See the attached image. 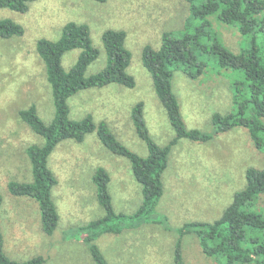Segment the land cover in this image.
Returning <instances> with one entry per match:
<instances>
[{
    "label": "rangeland",
    "instance_id": "obj_1",
    "mask_svg": "<svg viewBox=\"0 0 264 264\" xmlns=\"http://www.w3.org/2000/svg\"><path fill=\"white\" fill-rule=\"evenodd\" d=\"M189 13L185 0H35L24 13L0 8V19L10 18L24 28L22 35L0 37V230L8 257L25 261L40 255L44 264H95L82 235L71 230L104 213L92 180L97 167L109 173L108 190L117 212L132 213L142 200L141 185L132 174L130 161L108 150L95 131L81 142L60 141L47 159L56 178L52 198L59 216L52 235L42 230L36 200L9 192V181L32 180L26 149L43 142L19 118L18 111L34 104L45 123L54 116L51 88L36 51L37 41L58 39L68 21L87 24L91 43L99 51L86 69L89 75L107 63L102 33L107 29L126 32L125 47L131 53L127 72L133 75L135 86L112 83L80 90L68 99L69 117L77 120L90 114L96 123L104 121L124 146L147 156V145L137 135L131 119L135 103H143L146 127L157 144H167L175 131L142 64V50L145 45L157 49L163 32L182 30ZM208 20L212 32L229 50L238 53L247 46L248 40L241 37L238 25L224 23L216 15ZM80 51L73 49L63 55L64 69L74 64ZM205 62L203 72L195 78L181 67L174 70L171 84L186 127L211 133L214 113L236 109L232 81L240 73L220 68L214 54H208ZM263 166L264 142L258 148L246 128L234 127L206 142L181 138L169 153L162 174L163 193L156 207L157 216L167 217L170 230L163 229L165 224L150 222L120 234L104 233L96 243L109 264H174L176 228L187 221L219 218L234 193L245 186L246 169ZM256 208L264 213V193ZM181 252L185 264H224L222 258L206 255L193 233L181 239Z\"/></svg>",
    "mask_w": 264,
    "mask_h": 264
},
{
    "label": "trees",
    "instance_id": "obj_2",
    "mask_svg": "<svg viewBox=\"0 0 264 264\" xmlns=\"http://www.w3.org/2000/svg\"><path fill=\"white\" fill-rule=\"evenodd\" d=\"M35 0H0V8L24 13ZM104 2L105 0H95ZM189 3V16L184 28L179 31H165L160 45L154 49L145 45L141 61L149 72L154 91L164 107L175 135L165 145L157 144L149 135L143 116V103L137 102L131 108V119L135 131L148 149L147 156L131 151L116 139L104 121L96 123L90 114L80 118L69 117L68 99L80 90L101 88L108 84H119L127 88L135 86L133 75L127 72L131 53L125 47L126 32L122 29H107L102 33V45L107 55L104 68L87 75L86 69L97 59L99 51L91 43L87 24L68 21L62 26L56 40L41 38L36 51L42 59L46 79L51 88L54 116L45 123L37 114L34 104L18 111L19 118L37 135L43 138L41 144L27 147L30 158L32 180L30 182L9 181L12 195L28 196L38 202L42 230L52 235L58 224V211L52 198V187L56 184L47 159L56 145L65 139L81 142L85 135L95 131L100 142L112 153L130 161L131 171L141 185L142 200L132 213L117 212L108 190L109 173L97 167L92 180L96 198L103 215L78 225L71 231L82 235L95 264H109L96 240L104 233L120 234L125 229L139 228L146 223L165 224L170 230L167 217L156 215V207L163 193L162 174L165 171L171 148L179 139L206 142L217 133L234 127L248 129L258 148L263 146L264 137V0H185ZM238 25L247 46L238 53L229 50L210 28L209 16ZM23 26L10 19H0V37L10 38L22 35ZM261 37V40L259 39ZM260 40V41H259ZM73 49H80L74 64L68 69L62 66L63 55ZM214 54L218 66L240 73L232 81L233 101L236 109L228 113H214L211 117V133L196 128H187L180 112V104L172 90L174 70L181 69L191 78L199 76L206 67L205 58ZM246 184L234 193L230 204L219 218L213 221H187L176 228L174 264H185L181 252L184 235H196L202 251L224 264H264V213L256 208V202L264 193V166L248 167L245 171ZM0 195V204H1ZM0 230V264H44L38 255L25 261L8 257L2 248Z\"/></svg>",
    "mask_w": 264,
    "mask_h": 264
},
{
    "label": "crops",
    "instance_id": "obj_3",
    "mask_svg": "<svg viewBox=\"0 0 264 264\" xmlns=\"http://www.w3.org/2000/svg\"><path fill=\"white\" fill-rule=\"evenodd\" d=\"M32 175V174H31Z\"/></svg>",
    "mask_w": 264,
    "mask_h": 264
}]
</instances>
